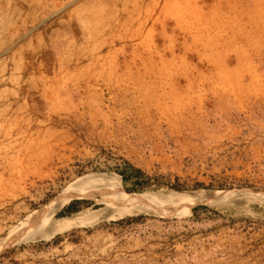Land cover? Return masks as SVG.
<instances>
[{"label": "rangeland", "instance_id": "374dc122", "mask_svg": "<svg viewBox=\"0 0 264 264\" xmlns=\"http://www.w3.org/2000/svg\"><path fill=\"white\" fill-rule=\"evenodd\" d=\"M0 264H264V0H0Z\"/></svg>", "mask_w": 264, "mask_h": 264}, {"label": "bare ground", "instance_id": "6f19581e", "mask_svg": "<svg viewBox=\"0 0 264 264\" xmlns=\"http://www.w3.org/2000/svg\"><path fill=\"white\" fill-rule=\"evenodd\" d=\"M93 181V180H92ZM229 195V194H228ZM215 194L206 190H198L192 192H179L174 190H168L166 194H163V200L168 203H184L193 204L199 202H205L208 199L223 198L231 199L232 195ZM84 195L71 191L66 197L65 201L71 199H80ZM141 196L137 194H120L114 201L113 205L108 207L105 212H80L76 213L69 219L59 218L55 224L52 234L59 233L72 225L78 224L80 219L86 217L89 219V223H97L100 221L118 220L126 217H134L141 213H152L151 210L139 206ZM82 216V217H81Z\"/></svg>", "mask_w": 264, "mask_h": 264}, {"label": "trees", "instance_id": "16d2710c", "mask_svg": "<svg viewBox=\"0 0 264 264\" xmlns=\"http://www.w3.org/2000/svg\"><path fill=\"white\" fill-rule=\"evenodd\" d=\"M120 176H121V179L123 181V183L125 184L129 179L131 180L132 178L135 180L134 183L135 184H142V181L139 179L142 177V174L141 172L139 171H136L134 175H131V176H126L125 174L123 173H118ZM128 192H132L130 191L129 189L127 190ZM59 216H62V215H59Z\"/></svg>", "mask_w": 264, "mask_h": 264}]
</instances>
